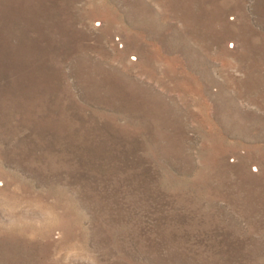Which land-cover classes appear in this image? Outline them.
Returning <instances> with one entry per match:
<instances>
[{"label":"rangeland","instance_id":"1","mask_svg":"<svg viewBox=\"0 0 264 264\" xmlns=\"http://www.w3.org/2000/svg\"><path fill=\"white\" fill-rule=\"evenodd\" d=\"M0 264H264V0H0Z\"/></svg>","mask_w":264,"mask_h":264}]
</instances>
